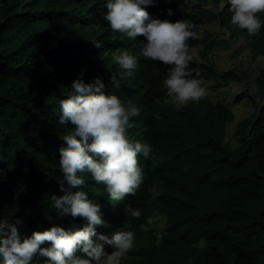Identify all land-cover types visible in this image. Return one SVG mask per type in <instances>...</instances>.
<instances>
[{"label": "trees", "instance_id": "16d2710c", "mask_svg": "<svg viewBox=\"0 0 264 264\" xmlns=\"http://www.w3.org/2000/svg\"><path fill=\"white\" fill-rule=\"evenodd\" d=\"M143 7L161 19H189L197 33L204 24L217 25L229 33L227 47L242 40L238 55L247 50L252 59L264 58V28L253 36L232 25L226 0H156ZM168 8L175 12L171 17ZM105 12L104 0H0V217L19 219L22 236L54 224L74 230L86 223L59 215L49 200L59 194V148L65 144L56 101L83 70L85 82L99 76L106 94L142 107L129 133L153 145L149 158H138L144 180L135 195L111 201L104 185L90 176L86 182L108 221L97 230L135 232L127 264H264V67L253 78L255 92L235 97L234 103L247 97L253 110L235 124L232 147L224 140L234 121L228 105L208 94L174 106L162 87L168 66L143 57L142 35L133 41L113 33ZM188 43L191 50L202 45L192 66L214 82L212 91L245 77L237 67L219 73L207 34ZM125 48L139 65L135 77L116 89L111 76L119 67L111 54ZM128 203L141 209L139 218L128 214ZM158 218L164 219L159 238L142 229Z\"/></svg>", "mask_w": 264, "mask_h": 264}, {"label": "clouds", "instance_id": "9594fccd", "mask_svg": "<svg viewBox=\"0 0 264 264\" xmlns=\"http://www.w3.org/2000/svg\"><path fill=\"white\" fill-rule=\"evenodd\" d=\"M155 3L156 0H104L103 18L113 33L133 41L138 35L146 38L142 41L143 57L168 66L162 84L167 97L180 105L198 103L208 95V87L201 70L192 66L194 55L188 41L198 37L196 26L189 19L171 21L150 15L143 6ZM226 3L232 25L253 36L264 28L259 15L264 13V0ZM174 14L172 8L167 9L169 17ZM94 44L97 48L104 46L99 39ZM111 59L119 67V72L111 76V84L119 89L122 80L135 77L139 60L127 48L112 53ZM83 75L82 70L72 80L67 95L56 101L65 144L59 148V194H51L49 200L59 215L83 217L86 223L74 230L54 224L22 236L17 227L19 219L10 222L0 217V264H121L122 257L134 247L136 234L131 228L111 234L97 230L108 226V221L101 204L89 197L85 187L90 176L104 185L111 201L135 195L144 180L138 158H149L153 153L150 142L129 133L136 126L134 118L143 109L113 91L106 94L101 77L85 82ZM124 207L131 217H140V208L131 203ZM45 242L49 243L44 246ZM106 245L112 250L108 251Z\"/></svg>", "mask_w": 264, "mask_h": 264}, {"label": "rangeland", "instance_id": "374dc122", "mask_svg": "<svg viewBox=\"0 0 264 264\" xmlns=\"http://www.w3.org/2000/svg\"><path fill=\"white\" fill-rule=\"evenodd\" d=\"M207 6H211L210 3ZM225 4H219V10L224 8ZM222 32V33H221ZM199 38H203L208 35V41H213V48L209 51L210 60L215 64L219 73L221 75L228 74L233 70L234 67H237L239 70L244 72L245 77L240 81L230 80L227 85L212 91L210 89L211 85L214 84L212 80L206 82L207 87L209 88L208 94L210 99L213 102L222 101L227 104L229 109L234 114V121L228 123L225 128V142H228L232 147L236 146V141L233 137V130L235 124L241 119L249 117L252 113V106L250 101L245 97L239 103H234L235 97L240 93L244 92L247 95H251L255 92V87L253 85V78L257 73V70L264 67V58H250L247 50L242 51L238 55V50L242 40L239 39L238 42L230 47L224 44L227 40L228 33L223 29L220 30L217 25L214 24H205L199 29ZM229 44V43H228ZM202 50V45H199L196 49L192 50L194 58L196 59L199 51ZM261 102V100H258ZM172 104L176 107L180 104L175 101H171ZM164 219L158 218L156 220H149V225L147 227H142L144 231L154 230L157 238H159V233L163 230ZM131 250V249H130ZM127 253L122 257L121 264H127Z\"/></svg>", "mask_w": 264, "mask_h": 264}, {"label": "bare ground", "instance_id": "6f19581e", "mask_svg": "<svg viewBox=\"0 0 264 264\" xmlns=\"http://www.w3.org/2000/svg\"><path fill=\"white\" fill-rule=\"evenodd\" d=\"M204 25H205V24H204ZM204 25H203V26H204ZM225 32H226V31H225ZM221 33H222V32H221ZM227 33H228V32H227ZM228 37H229V33H228V36H227V38H226V39H227L226 41H228ZM237 42H238V41H237ZM231 44H232V43H231ZM234 45H235V44H234Z\"/></svg>", "mask_w": 264, "mask_h": 264}]
</instances>
